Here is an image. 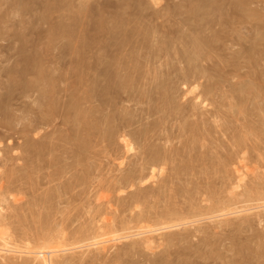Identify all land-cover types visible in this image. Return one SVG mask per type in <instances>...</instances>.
<instances>
[{
	"label": "rangeland",
	"instance_id": "rangeland-1",
	"mask_svg": "<svg viewBox=\"0 0 264 264\" xmlns=\"http://www.w3.org/2000/svg\"><path fill=\"white\" fill-rule=\"evenodd\" d=\"M142 212L180 224L129 237ZM2 236L0 264H264V0H0Z\"/></svg>",
	"mask_w": 264,
	"mask_h": 264
},
{
	"label": "bare ground",
	"instance_id": "bare-ground-1",
	"mask_svg": "<svg viewBox=\"0 0 264 264\" xmlns=\"http://www.w3.org/2000/svg\"><path fill=\"white\" fill-rule=\"evenodd\" d=\"M211 11V10H210ZM140 38V37H139ZM141 41V40H140ZM198 46V44L196 45V47ZM200 50V49H199ZM144 54V53H143ZM184 60V59H183ZM166 62V61H165ZM100 64V63H99ZM98 63H97V65H96V67L99 65ZM102 65V64H101ZM96 69V68H95ZM100 69H102V68H100ZM155 69V68H154ZM98 70H99V67H98ZM156 70V69H155ZM100 71H102V70H100ZM100 71H98L99 73H100ZM98 73V74H99ZM108 75V74H107ZM109 77V76H108ZM124 78V77H123ZM148 78V77H147ZM149 81V80H148ZM109 82V81H108ZM147 82V81H146ZM141 83V82H140ZM126 86V85H125ZM149 86H151V85H149ZM146 87V86H145ZM188 88V87H187ZM107 89V88H106ZM120 93V92H119ZM150 93V92H149ZM97 95V94H96ZM121 98V97H120ZM129 98V97H128ZM139 98H141V100H143V97H139ZM146 98H147V96H146ZM149 98H150V94H149ZM149 98H147V99H149ZM121 99H123V98H121ZM124 99H126V98H124ZM132 99V98H131ZM140 100V99H139ZM137 102H138V100H137ZM141 102V101H140ZM148 102V101H147ZM136 103V102H135ZM143 103H145L144 101H143ZM138 104V103H137ZM141 104V103H140ZM149 105V104H148ZM178 107V106H177ZM148 108H151L150 106L148 107ZM174 108V107H173ZM170 109V108H169ZM172 109V108H171ZM175 109V108H174ZM147 111H148V109H146ZM153 110V109H152ZM151 110V111H152ZM160 110V109H159ZM140 111V110H139ZM141 112H142V110H141ZM148 112H150V110L148 111ZM172 112V111H171ZM121 113V112H120ZM174 113V112H173ZM194 113V112H193ZM199 116V115H198ZM118 118H119V116H118ZM128 119V118H127ZM163 119V118H162ZM173 119V118H172ZM95 123V122H94ZM127 123L128 122H126V127L124 126V124H122L121 126L125 129H127ZM131 123V122H130ZM129 123V124H130ZM140 123V122H139ZM131 125V124H130ZM98 126V125H97ZM96 126V127H97ZM94 127V126H93ZM155 127V126H154ZM119 128V127H118ZM117 128V129H118ZM121 128V127H120ZM162 128V127H161ZM164 128V127H163ZM182 128V127H181ZM108 129V128H107ZM125 129V130H126ZM184 129V128H183ZM182 129V130H183ZM186 129V128H185ZM127 131H129V130H127ZM136 131V130H135ZM141 131V130H140ZM206 131V130H205ZM100 133V132H99ZM120 133H123L122 131L120 132ZM128 133V132H127ZM134 134H135V132H133ZM132 132H131V134L130 135H132L133 134ZM208 133V132H207ZM125 134V133H124ZM129 134V133H128ZM133 134V135H134ZM140 134V133H139ZM142 134V133H141ZM123 135V134H122ZM100 136V135H99ZM125 136V135H124ZM137 136V135H136ZM135 136V137H136ZM139 136H141V135H139ZM146 136V135H145ZM187 136V135H186ZM123 136H121V138H122ZM155 137V136H154ZM203 137V136H202ZM100 138H101V136H100ZM114 138V137H113ZM125 138V137H124ZM132 138H134V137H132ZM136 138H140V137H136ZM167 138H168V135H167ZM131 139V138H130ZM142 139V138H141ZM169 139V138H168ZM189 139V138H188ZM239 139V138H238ZM122 140V139H121ZM124 140V139H123ZM170 140V139H169ZM237 140V139H236ZM2 141V140H1ZM138 141V140H137ZM128 142V141H127ZM130 142V141H129ZM239 142V141H238ZM126 143V142H125ZM237 143V142H236ZM131 144H132V142H131ZM167 144V143H166ZM235 144V143H234ZM134 146V145H133ZM191 146V145H190ZM204 146V145H203ZM124 147V146H123ZM131 147V146H130ZM135 147V146H134ZM133 148V147H132ZM170 148V147H169ZM168 148V149H169ZM198 148V147H197ZM151 149V148H150ZM167 148H165V150L167 151L168 150ZM170 150H171V148H170ZM150 151V150H149ZM152 152H150L151 154L150 155H152L153 157H154V155H153V150H151ZM169 151V150H168ZM155 152L156 153H160V155L162 156V158H161V161L164 159V158H168L169 159V157H170V153H166V155L168 154L169 155V157H167L166 155H165V157H163V155L161 154V152H159V151H156L155 150ZM172 152V151H171ZM174 152L175 151H173V154H174ZM177 152V151H176ZM156 153H155V156L157 157L159 154H157L156 155ZM162 153H163V151H162ZM148 154V153H147ZM165 154V153H164ZM175 154H177V153H175ZM204 154V153H203ZM159 155V156H160ZM178 155V154H177ZM182 155V154H181ZM197 155V154H196ZM148 156V155H147ZM171 156L173 157L174 155H172V153H171ZM200 156V155H199ZM211 156V155H210ZM215 156V155H214ZM231 156V155H230ZM153 157H151V158H153ZM172 157H171V159H172ZM204 157V156H203ZM220 157V156H219ZM232 157V156H231ZM150 158V157H149ZM155 158V157H154ZM153 158V159H154ZM156 159H158V158H156ZM156 159H154L153 161H151V163L150 162H148L149 163V165L148 164H146V165H148L149 167H150V164H152V162H153V164L155 165V167H157V166H159V165H157L156 166V164H158L157 163V161H155ZM160 159V158H159ZM171 159H169V160H171ZM175 159V158H174ZM199 159V158H198ZM222 159V158H221ZM240 159V158H239ZM173 160V159H172ZM201 160V159H200ZM219 160V159H218ZM232 160V159H231ZM156 163H155V162ZM176 161H179V160H176ZM247 161V160H246ZM163 162V161H162ZM161 162V163H162ZM169 162V161H168ZM221 162V163H220ZM224 162V161H223ZM223 162L222 161H219V164H221L220 166H222L224 169H225V164H223ZM143 163V162H142ZM160 163V162H159ZM160 163V164H161ZM175 163V161H173V164ZM185 163V162H184ZM188 163H189V161H188ZM207 163V162H206ZM209 163V162H208ZM246 163V162H245ZM163 165H164V163H162ZM165 164H166V162H165ZM167 164H169V163H167ZM183 164V163H182ZM172 165V164H171ZM147 167V166H146ZM145 167V168H146ZM172 167V166H171ZM166 168V167H165ZM169 168V167H168ZM182 168H184V167H182ZM186 168V167H185ZM209 168V167H208ZM174 169V168H173ZM179 169V168H178ZM189 169H190V167H189ZM192 169V168H191ZM238 169V168H237ZM165 170V169H164ZM177 170V169H176ZM226 170V169H225ZM253 170V169H252ZM175 171V170H174ZM180 170H178V172H179ZM228 171V170H227ZM145 173V175H143L144 173ZM139 176L137 175H135V174H133L132 172L131 173H129L126 177H124V179H123V181H122V184H123V186L125 187V186H129L130 184H132V186H133V184H135L136 185V183H134L136 180L137 181H139V182H142L146 177L148 178V176H149V178H151V177H154V176H156L157 175V172L158 171H155V169H154V167H152V170H150V172H148L147 174H146V172L145 171H143ZM176 172V175H180V173H182V172H179V173H177V171H175ZM188 172V171H187ZM194 172V171H193ZM210 172V171H209ZM161 173H164V172H161ZM174 173V172H173ZM173 173H171V176H172V174ZM189 173V172H188ZM138 174V173H137ZM162 175V174H161ZM175 174H173V176H174ZM210 175H212V174H210ZM248 175V174H247ZM158 176V175H157ZM156 176V177H157ZM172 176V177H173ZM137 177V178H136ZM155 177V178H156ZM178 177V176H177ZM181 178V177H180ZM210 178V177H209ZM153 179V178H152ZM252 179V178H251ZM258 180V179H257ZM198 181V180H197ZM243 181V180H242ZM138 182V183H139ZM155 182V181H154ZM165 182V184H166V181H164ZM237 183V182H236ZM202 184V183H201ZM200 185V184H199ZM208 185H210V184H208ZM212 185V184H211ZM245 185H247V184H245ZM244 185V186H245ZM251 185V184H250ZM160 186V185H159ZM165 186V185H164ZM164 186H162V187H164ZM139 187H141L140 185H139ZM147 187V186H146ZM161 187V186H160ZM159 187V188H160ZM161 187V188H162ZM171 187H173V185L171 186ZM158 188V190H157V192H161V191H159V190H161V188L159 189ZM144 189V188H143ZM154 189V188H153ZM164 189V188H163ZM172 190V189H171ZM152 191V190H151ZM154 191H155V189H154ZM154 191H152L153 193H154ZM174 191V190H173ZM263 191V190H262ZM149 192V191H148ZM210 192V191H209ZM141 193V194H140ZM155 193H156V191H155ZM181 193V192H180ZM136 194H137V192H136ZM139 194L142 196V192H139ZM144 194V196H145V199H146V195L147 194H150V193H147L146 194V192H144L143 193ZM138 195V194H137ZM157 195H159V193L157 194ZM141 196H140V198H141ZM149 196V195H148ZM148 196H147V198H148ZM195 196V195H194ZM127 197V196H126ZM135 197V196H134ZM137 197V196H136ZM143 197V196H142ZM235 197V196H234ZM139 197H138V199H140ZM136 199V198H135ZM143 199V198H142ZM209 199H211V198H209ZM235 200H237V199H235ZM142 201V200H141ZM212 201V200H211ZM137 202V200L135 201L134 200V203H136ZM139 202V201H138ZM126 203V202H125ZM143 203V202H142ZM141 202H140V204H142ZM212 203V202H211ZM213 203H215L214 201H213ZM231 203V202H230ZM139 204V203H138ZM213 205V204H212ZM237 205V204H236ZM176 206V205H175ZM213 208H216V209H214V212L213 211H211L212 212V214H214V213H216L215 215H211L210 217H215V216H217V215H226V214H228V213H234L235 214V212H240V211H245V210H232V211H226L225 213H224V208H223V206H220L219 204L218 205H216L215 204V206L213 205L212 206ZM258 207V206H257ZM171 208V207H170ZM187 208V207H186ZM207 208V207H206ZM104 209V208H103ZM246 209V208H245ZM205 209L204 208H198V209H196V210H194V208H193V210L191 209L188 213L191 215V214H193V215H202V214H207V211H204ZM218 212V213H217ZM107 213V212H106ZM143 213H145V212H142V213H140L139 215H137V217H136V223H137V227H138V229H139V231H136L137 233H135V234H129V237L130 236H132V235H136V234H144V233H150V232H154V231H158V230H162V229H168V228H171V227H174V226H177V225H179L180 224V222L178 221V222H176V220L177 219H167V220H165V221H156V222H153V224H149V216L146 214V216L143 214ZM169 213V212H168ZM209 213V212H208ZM169 214H171V213H169ZM44 215V214H43ZM188 215V214H187ZM209 215V214H208ZM230 215V214H229ZM189 216V215H188ZM241 216V215H240ZM199 217V216H198ZM205 217V216H204ZM208 217V216H207ZM220 217V216H219ZM193 218V217H192ZM196 218V217H195ZM209 218V217H208ZM249 218V217H248ZM259 218H260V216H259ZM40 219V218H39ZM106 219V218H105ZM108 219V218H107ZM117 219V218H116ZM191 219V218H190ZM211 219V218H210ZM182 220V219H181ZM41 221V220H40ZM196 221V220H195ZM248 221H249V219H248ZM184 222V221H183ZM190 222H191V220H190ZM43 224V223H42ZM186 224V223H185ZM128 225V224H127ZM125 226L124 228L125 229H128V228H130L129 227V225L128 226ZM38 230V229H37ZM96 231V230H95ZM114 233V232H113ZM163 234V233H162ZM74 235V234H73ZM123 235V234H122ZM40 236V235H39ZM124 236V235H123ZM171 236V235H170ZM125 237H127V235L125 234ZM1 238H3L2 239V241L4 242V244H3V247H0V252L1 251H9V250H12V249H10V248H7L6 246H8V243L6 242V238L5 237H1ZM0 238V239H1ZM76 238V237H75ZM122 238V236H118V235H116V237L114 236V237H110V238H105V239H99V240H96V241H94V242H92V245H104L105 243H107V242H109V241H114V240H120ZM124 238V237H123ZM144 240H145V242H149V240L151 239V238H148V237H144L143 238ZM153 240H154V237L152 238ZM176 240V239H175ZM53 241V240H52ZM57 241V240H56ZM61 243H62V241H60ZM60 242H58L57 244H52V242H45V243H43V242H41L42 244H40L38 247H36L37 249H33V250H30V251H28V253H30V254H34V257H35V259H39L40 260V264H62V262H58L57 260L56 261H54V258H55V256H56V254L58 253V252H60V251H63V250H65V249H68V247L67 248H65V247H63L62 246V244L60 243ZM143 243V242H142ZM77 244V243H76ZM136 244V243H135ZM146 244V243H145ZM160 244V243H159ZM91 245V244H90ZM149 245V244H148ZM0 246H1V244H0ZM100 246V247H101ZM158 246V245H157ZM73 247H75V246H73ZM103 247V246H102ZM105 247V246H104ZM149 247V246H148ZM155 247V246H154ZM30 248V247H29ZM70 249V248H69ZM68 249V250H69ZM15 251V250H14ZM228 251V250H227ZM20 252V251H19ZM24 252V251H23ZM27 253V252H26ZM170 254V253H169ZM6 256V255H5ZM198 257V256H197ZM211 257V256H210ZM209 257V258H210ZM240 257V256H239ZM174 258V257H173ZM171 259V258H170ZM170 259H169V261H170ZM205 259H207V257L205 258ZM247 259V258H246ZM172 260V259H171ZM32 261V260H31ZM173 261V260H172ZM172 261H170V262H172ZM194 261V260H193ZM39 262V261H38ZM168 262V261H167ZM166 262V263H167ZM242 262V261H241ZM240 262V263H241ZM212 263V262H211ZM39 264V263H38ZM252 264V263H251Z\"/></svg>",
	"mask_w": 264,
	"mask_h": 264
}]
</instances>
